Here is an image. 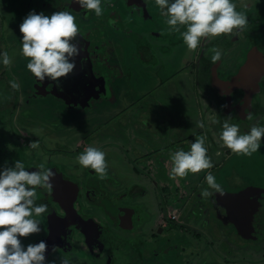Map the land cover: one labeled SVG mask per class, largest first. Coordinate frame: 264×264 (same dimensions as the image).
<instances>
[{"label": "flooded vegetation", "instance_id": "obj_1", "mask_svg": "<svg viewBox=\"0 0 264 264\" xmlns=\"http://www.w3.org/2000/svg\"><path fill=\"white\" fill-rule=\"evenodd\" d=\"M254 1L259 6H264V0ZM233 3L236 4L237 11L248 15L247 29L234 35L202 40L201 46L192 51L188 61L182 64L180 48L186 45L180 33L168 31L167 18L160 14L155 0H102L104 12L101 17H97L94 12L82 10L74 0H0V53L7 52L18 65V68L11 66L9 70L0 64V169L5 165L14 166L16 160H21L27 170L37 171L36 166L46 159V167L55 173L52 181L54 187L50 193L38 188L37 204H47L48 211L54 212L61 219L67 217L64 205L86 225L87 235L72 226L74 218L65 223L63 228L55 226L58 236L52 243H48L47 259L55 254L74 255L79 247L85 252V256L79 258L84 264H96L97 261L115 264L114 255L122 251L135 255L136 259L131 264H140L149 258H164L159 252L162 247L165 251L170 249L172 252L179 248L180 254L184 251L182 246L180 248L176 243H169L163 238L166 230L171 234L172 240L175 235L188 234L186 237H191L192 232L182 231L184 222L199 224L201 213L196 216L195 210L189 208L186 210L187 218L181 219L180 215L177 222L167 221L162 209L167 206L168 195L164 194L163 200H158L162 197L160 190L165 188H153V181L146 174L137 173L132 166L131 183L125 187V183L117 180L110 169L107 178L101 180L91 168L81 167L76 157L84 151L85 147L81 146L83 144L104 151L108 163L112 159L117 160L113 157L119 154L117 150H113L117 141L111 139L113 144L102 142L96 146L92 140L96 133L91 132L96 126L98 129L100 126L102 128L116 116L117 113L113 114L116 110L112 109L107 122L97 121L104 111L101 104L109 102L113 88L116 89L113 82L121 78L125 85L133 82L130 89L135 96L131 102L135 103L143 95L154 92L155 95H173V100H176L180 96L178 83L187 75L192 100L195 102L197 99L198 102L202 99L208 106L214 107V119L221 121L219 125L222 126L230 115L231 123L239 127L245 123L248 130L253 124L264 126V120L259 121V118H264V114L259 112L264 104L259 103L258 99L261 97L264 100V77L258 83V93L251 97L250 110L246 109L254 115L251 121L247 119L245 111L243 115L238 113L237 117L233 115L235 113L231 114V108L242 100L241 90L230 94L228 110L232 111L223 115L225 92L220 89V83H217L219 88L213 86L215 80L224 82L236 75L246 62L247 53L252 47H257L264 56V51L255 41V38L261 39L260 32L264 30V7L260 11L252 10L251 0H233ZM32 10L44 12L45 15H51L55 11H69L76 17L80 34L72 42L83 49L75 58V70L81 68V72L74 70L67 78H61L62 90L54 81L37 80L28 71V60L21 54L22 34L19 25ZM109 20L117 23L109 25ZM183 30L186 29L182 28ZM245 41L248 43L247 47L243 45L240 49V52L242 49L245 51L246 47L243 59L237 58L232 62L224 56L234 45H242ZM214 47L223 51L222 59L216 63L211 59ZM110 62L114 65L117 63V66L119 64L121 77L118 78L114 69L104 75L101 68L112 67ZM231 67L236 68L235 72H228ZM88 70L92 76L89 81L85 79ZM221 70L226 71L222 77ZM75 75H82L77 87L72 86L75 83L71 84V77ZM13 79L20 83V90L11 89L9 82ZM151 80L154 81L150 82ZM151 84L153 87L150 88ZM72 100H77L78 103ZM145 106L143 104L142 110ZM167 111L176 112L171 107ZM4 128L7 129L6 132ZM33 141L39 142L38 149L28 147ZM106 145L111 150L105 149ZM261 146H264V140L261 141ZM232 159L233 154H229L225 161ZM244 184L223 188V195L213 192L210 196L211 207L216 221L234 228L241 235L237 225L241 228L248 226L257 235L253 240L259 241L264 239V194H259L254 189L264 191V187L249 181ZM148 189L153 192L157 211L155 220L145 204V198L151 196ZM177 198L173 203L179 201ZM48 211L38 218L43 231L22 238L25 246L49 239L52 226ZM162 220L164 225L161 224ZM60 244L70 245V251L66 252ZM53 246H56V251L52 250Z\"/></svg>", "mask_w": 264, "mask_h": 264}, {"label": "rangeland", "instance_id": "obj_2", "mask_svg": "<svg viewBox=\"0 0 264 264\" xmlns=\"http://www.w3.org/2000/svg\"><path fill=\"white\" fill-rule=\"evenodd\" d=\"M251 2L252 10L258 9L260 11L264 7L259 6L257 1L251 0ZM260 35L261 39L255 38V41L258 43V47L264 51V30L260 32ZM240 45H234L224 56L232 62L237 58L243 59L248 43L245 41ZM243 45H246L245 51L242 49L240 52ZM180 49L182 50L180 57H182L183 64L188 61L192 52L188 51L186 46ZM114 53L117 54L116 51ZM10 58L12 66L18 68L17 61L13 60V57ZM111 65L112 67L109 66L108 68L102 66L101 69L104 75L114 69L113 71L118 74V78L121 77L119 64L118 66L117 63ZM232 67L228 72H235L236 68ZM224 73L226 71L221 70V77ZM127 84H124L122 78L113 82V87H116V89L113 88V95L108 100L109 102L105 103L106 101H104L101 104L104 109L103 114L95 121L97 120L99 123H102V121L107 122L108 114L112 115V109L116 110L113 114H117L102 128L100 126V129H98V126H96L91 132L92 134L96 133L92 137L96 146L102 142L117 141L113 150H117L119 154L113 156L117 160L112 159L108 163V169L114 173L117 180L125 183V187L131 183L132 166L137 173L146 174L153 181V188H165V190H160L162 197L158 200L162 201L164 194H167L166 204L177 207L182 216L181 219L187 218L186 210H189V208L195 210L196 216L201 213L199 224L193 225L192 222H184L182 231L183 233L192 232L191 237H186L189 236L188 234L175 235L172 240L171 234L166 230L167 235L165 234L163 238L168 240L169 243H176L180 248L182 246L184 251L181 254L179 248L172 252L170 249L165 251L162 247L159 252L164 258H149L140 264H264V239L259 241L248 239L237 233L234 228L225 226L221 221H216L210 197L204 199L201 195L202 189L208 187L205 179L208 172L215 176L216 182L221 184L224 189L234 185L243 186L245 181L264 187V146H261L260 150L253 153L251 157L235 155L229 149L223 147L218 136L221 125L211 123L215 118V108L208 106L202 99L198 102L197 99L195 102L192 100L191 91L188 89L190 80H188L187 75L178 83L180 98L178 97L176 100H173V95H155L154 92L151 95H143V98L132 103V97L135 95L130 89L131 84ZM128 87L129 89H127ZM149 87H153V84ZM258 99H260L259 103L264 104L263 98L259 97ZM143 104H146V108L143 109L145 111L142 110ZM169 107L176 112L167 111ZM263 120V117L259 118V121ZM199 121L204 122L205 128L201 129L197 126ZM245 126V123L241 125L240 131L247 133L250 129L248 130ZM6 128H4L5 132L7 131ZM199 136L207 137L205 147L208 149V155L211 157L214 167L198 174L190 173L186 178L170 179L171 162L169 154L180 149L189 151L191 143L195 142V139ZM108 137L109 139H107ZM111 139L112 141H110ZM81 146L83 148L87 147L83 144ZM110 146L106 145L104 148L111 150ZM229 154H233V159L225 161L226 155ZM166 163L168 167L165 166ZM219 167L221 168L219 169ZM133 179L136 180V177H133ZM202 179L204 180L201 181ZM150 195L145 198V204L155 220L157 211L155 210L152 191ZM175 195L178 197V204L173 203L176 200ZM162 211L166 213V209L163 208ZM24 242H27V240ZM122 252L124 253L123 256ZM122 252L114 255L115 264H131L132 261H135L134 254L128 251ZM84 254V250L78 247L74 255L55 254L46 259L56 261V264H59L60 258L67 256L71 260V264H84L79 259ZM96 264L102 263L97 261Z\"/></svg>", "mask_w": 264, "mask_h": 264}, {"label": "clouds", "instance_id": "obj_3", "mask_svg": "<svg viewBox=\"0 0 264 264\" xmlns=\"http://www.w3.org/2000/svg\"><path fill=\"white\" fill-rule=\"evenodd\" d=\"M82 10L94 12L101 17L104 12L102 0H74ZM160 14L166 17L170 33H180L188 51H196L204 39L212 40L223 35H234L243 32L249 24L246 12L237 11L233 0H155ZM109 25L117 21L109 20ZM182 28L186 29L182 31ZM22 34V56L28 60L27 69L39 81L46 79L56 82L62 90L61 78H67L76 68L75 58L83 51L82 47L73 43L80 34L76 17L69 11H55L51 15L35 10L23 19L19 25ZM212 62L220 61L223 51L214 47ZM0 64L11 69L12 60L7 52L0 53ZM14 91L20 90V83L13 79L9 82ZM11 99V97H8ZM249 121L254 119L251 112L245 110ZM229 115L222 123L218 134L219 142L233 154L251 157L261 148L264 140V126L253 124L250 131L241 134L240 127L231 123ZM212 124H221L213 119ZM197 126L205 128L203 121ZM206 136H199L191 143L189 151L183 149L171 152L169 171L170 179L186 178L190 173L214 167L208 149L205 147ZM38 149L39 142L33 141L28 146ZM83 168H91L99 179L108 175L106 153L99 148L88 146L76 157ZM168 167V164L165 165ZM37 171H29L21 160H16L14 166L5 165L0 169V264H56L48 261L46 253L48 244L41 240L38 243L24 245L22 238L43 231L42 217L48 211L47 204H37V189L42 188L49 193L53 190L55 173L46 167L45 162L36 166ZM207 188L202 189V198L207 199L213 192L224 194L221 184L216 182L215 176L208 172ZM211 189L212 191H210ZM56 251V246H53ZM59 264H71V260L64 256Z\"/></svg>", "mask_w": 264, "mask_h": 264}, {"label": "water", "instance_id": "obj_4", "mask_svg": "<svg viewBox=\"0 0 264 264\" xmlns=\"http://www.w3.org/2000/svg\"><path fill=\"white\" fill-rule=\"evenodd\" d=\"M75 71L81 72V68L76 69ZM80 77L82 78V75L81 76L75 75V76L71 77V84L75 83L72 86L77 87V84H79L78 80ZM263 77H264V56H263V53L257 47H252V49L247 53L246 62L240 68V70L236 73V75L231 76L230 78H228L224 82H220L219 80H215L213 83L214 87H218L217 83H220L219 87L223 92H225L224 96L226 95L225 96V102L223 105L224 106L223 115H227L228 113H230L233 110L231 112V114L235 113L233 115H235L237 117L239 115L238 113L243 115V112L246 109L250 110L251 97L255 96L258 93V91H259L258 83H259L260 79ZM85 79L88 81L90 79H92L90 70L87 71V75H86ZM235 90H241L242 100L240 102L238 101L236 106L231 108L232 110L229 111L228 108H229V104L231 102L230 94L233 93ZM72 95L77 96V97L79 96L78 94H72ZM72 101L75 103H78L77 100H72ZM243 119H244V117H243ZM254 190L256 192H258L259 194H262V195L264 194L263 190H258V189H254ZM56 191H57V189H56ZM60 203H62V202L60 201ZM63 207H64V210H67V217L64 219H61L59 217L57 218L54 212L48 211L49 221H50L51 226L53 228L51 227L52 232L50 233L49 239L46 241L47 244L52 243L53 240H55L58 236L57 231L54 230V228L56 229L55 226L63 228L65 223H67L69 220H73V218L75 221H71L72 226L79 229L80 232L85 233L86 225L78 217H76V215L74 213H70L68 211V208H65L64 205H63ZM220 207L223 208L224 205H220ZM69 214L71 215V217L68 218ZM237 229L240 233H242V236H245L248 239L257 238V235L253 234L251 232V230L248 228V226L241 228L240 225H237ZM50 237H52V238H50ZM59 246L62 249H64L66 252L70 251V245H66V246L64 245L63 246L60 244Z\"/></svg>", "mask_w": 264, "mask_h": 264}, {"label": "built area", "instance_id": "obj_5", "mask_svg": "<svg viewBox=\"0 0 264 264\" xmlns=\"http://www.w3.org/2000/svg\"><path fill=\"white\" fill-rule=\"evenodd\" d=\"M179 211H177L176 209L172 208V207H167L166 208V218L169 221H175L177 222L179 219ZM162 225H164V220H162L161 222Z\"/></svg>", "mask_w": 264, "mask_h": 264}, {"label": "crops", "instance_id": "obj_6", "mask_svg": "<svg viewBox=\"0 0 264 264\" xmlns=\"http://www.w3.org/2000/svg\"><path fill=\"white\" fill-rule=\"evenodd\" d=\"M174 204H175V203H174ZM177 204H178V203H177ZM166 205H167V204H166ZM167 207H171V206H168V205H167L166 208H167ZM166 208H165V209H166ZM172 208H174V209L177 210V207H172ZM177 211H178V210H177ZM179 215H180V211H179ZM166 220L169 221L167 218H166Z\"/></svg>", "mask_w": 264, "mask_h": 264}, {"label": "trees", "instance_id": "obj_7", "mask_svg": "<svg viewBox=\"0 0 264 264\" xmlns=\"http://www.w3.org/2000/svg\"><path fill=\"white\" fill-rule=\"evenodd\" d=\"M260 113L264 114V107L259 110Z\"/></svg>", "mask_w": 264, "mask_h": 264}]
</instances>
